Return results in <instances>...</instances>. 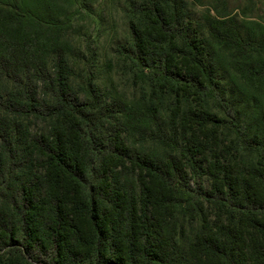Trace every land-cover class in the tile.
Wrapping results in <instances>:
<instances>
[{
	"label": "trees",
	"instance_id": "1",
	"mask_svg": "<svg viewBox=\"0 0 264 264\" xmlns=\"http://www.w3.org/2000/svg\"><path fill=\"white\" fill-rule=\"evenodd\" d=\"M69 4L0 0V264H264V135L230 98L264 94L242 22L211 18L222 87L181 0L132 1L114 52L144 87L116 102L93 72L73 76Z\"/></svg>",
	"mask_w": 264,
	"mask_h": 264
},
{
	"label": "rangeland",
	"instance_id": "2",
	"mask_svg": "<svg viewBox=\"0 0 264 264\" xmlns=\"http://www.w3.org/2000/svg\"><path fill=\"white\" fill-rule=\"evenodd\" d=\"M69 12L67 15L70 29L68 37L74 50V58L70 60L74 68V77L84 72H93L95 82L103 90H106L109 97L116 102H138L141 97L140 86L144 87L140 81L132 80L131 75L126 73L122 61L114 52L117 44L124 43L128 38L129 24L133 21L130 11L132 1L140 0H70ZM184 5L185 19L189 20L195 30V36L202 39L206 50L212 51L215 65L220 67L216 79L220 86H229V77L223 72L227 68V63H219L217 60L223 59L224 53L220 45L214 43L208 35L211 26V18L220 15H229L242 22L243 32L250 35V42L254 44L255 58L264 62V48L259 46L263 42L264 30V0H181ZM131 20V21H130ZM260 26V27H259ZM87 44L95 51V63L88 61L85 50ZM220 56V58L217 56ZM228 69V68H227ZM224 73V74H223ZM232 85V84H231ZM245 91V92H242ZM235 103V108L240 111L243 118L256 124L264 135V94L254 92L244 87L238 90L235 88L230 97ZM169 100H163V108L167 107ZM194 102L189 103L183 98L182 107L194 106ZM206 112H215L211 106L203 108ZM211 110V111H210ZM164 119L169 116V111L161 113ZM258 117V118H257ZM45 130L42 123H30V133H39ZM218 139L226 140L231 138L229 131L220 126L217 129ZM132 140V139H131ZM127 145H133V149L147 152V148L137 144L132 140H127ZM223 151L221 152V154ZM232 162L244 163L245 159L233 156ZM242 161V162H241ZM196 185L208 187L210 180L208 177L196 179Z\"/></svg>",
	"mask_w": 264,
	"mask_h": 264
}]
</instances>
